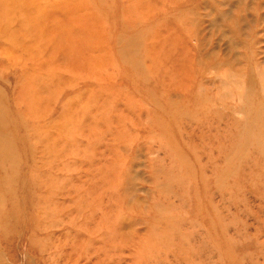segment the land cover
<instances>
[{
	"label": "rangeland",
	"instance_id": "rangeland-1",
	"mask_svg": "<svg viewBox=\"0 0 264 264\" xmlns=\"http://www.w3.org/2000/svg\"><path fill=\"white\" fill-rule=\"evenodd\" d=\"M0 264H264V0H0Z\"/></svg>",
	"mask_w": 264,
	"mask_h": 264
}]
</instances>
